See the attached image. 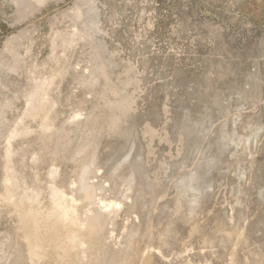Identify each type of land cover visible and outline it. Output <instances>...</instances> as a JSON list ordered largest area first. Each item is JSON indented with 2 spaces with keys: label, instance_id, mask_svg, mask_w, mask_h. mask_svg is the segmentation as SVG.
Listing matches in <instances>:
<instances>
[{
  "label": "rangeland",
  "instance_id": "rangeland-1",
  "mask_svg": "<svg viewBox=\"0 0 264 264\" xmlns=\"http://www.w3.org/2000/svg\"><path fill=\"white\" fill-rule=\"evenodd\" d=\"M0 264H264V0H0Z\"/></svg>",
  "mask_w": 264,
  "mask_h": 264
},
{
  "label": "bare ground",
  "instance_id": "bare-ground-1",
  "mask_svg": "<svg viewBox=\"0 0 264 264\" xmlns=\"http://www.w3.org/2000/svg\"><path fill=\"white\" fill-rule=\"evenodd\" d=\"M88 187H85V189L83 190V192L84 193H87L86 195H85V197L87 196L88 197V199L90 198V200L91 201H93L94 200V197H91V194H93V192H91V193H89L88 192ZM96 220V219H95ZM98 223V222H97ZM99 225V224H98ZM101 225H99L98 226V228L95 230V231H93V232H91V239H92V241L93 242H95L96 240H97V236L99 235V233L101 232Z\"/></svg>",
  "mask_w": 264,
  "mask_h": 264
}]
</instances>
